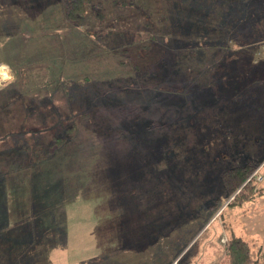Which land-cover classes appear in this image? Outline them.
I'll return each mask as SVG.
<instances>
[{
    "label": "rangeland",
    "instance_id": "obj_1",
    "mask_svg": "<svg viewBox=\"0 0 264 264\" xmlns=\"http://www.w3.org/2000/svg\"><path fill=\"white\" fill-rule=\"evenodd\" d=\"M60 1L0 0L15 93L0 111V264H231L235 236L264 264V0H90L70 24ZM62 64L69 92L51 97L41 78ZM162 113L182 130L153 126ZM251 153L261 174L229 205L221 175Z\"/></svg>",
    "mask_w": 264,
    "mask_h": 264
},
{
    "label": "trees",
    "instance_id": "obj_2",
    "mask_svg": "<svg viewBox=\"0 0 264 264\" xmlns=\"http://www.w3.org/2000/svg\"><path fill=\"white\" fill-rule=\"evenodd\" d=\"M35 3H36V1H35ZM60 3H61V8H60L61 12H60L59 16L62 17L66 23H68V24L79 23V22H83L86 20V17L88 15V9H87L88 7L87 6L90 3V0H61ZM33 4L34 3H31L30 5H33ZM120 5L122 7L127 8V9L134 8L137 11H141L140 12L141 15H143V13H144V12H142V7L144 8V6H145L143 3L134 4L133 2L130 3L129 1H122V4H120ZM99 15H96L97 21H101L103 19V15H101V16H99ZM146 23L150 24V19L146 20ZM220 35H221V33H220ZM120 36H123V35H120ZM126 36L127 35H125V37ZM151 40H153V42H157L154 39H151ZM105 47H106V49L110 48V51H111V53H113V55H118L116 57H122L123 55H126L127 50H121V52H119V51H117L119 49H116V46H114L112 48V46L105 45ZM36 56L37 57H45L43 50H39L37 52ZM66 60H67V57H66ZM41 61H43V60H41ZM63 64L61 66H59L58 69H55L54 67L50 66L48 72L45 74L46 76L41 78V80H43V86L46 87V90L49 91L48 94L51 97L54 96V94H56L57 92H61L63 94V96L68 95L69 90L67 89V87H68L66 85L67 83L62 82L63 79L65 80V78H67L66 77L67 76L66 75V69L64 68L65 66ZM65 65H66V62H65ZM138 71H137V73H138ZM20 74L21 73L15 69V75L17 78H20V76H18ZM79 75L74 74L72 77H68V79L69 80H76V81L81 82V83H83V82L88 83V82L96 79V77H94L93 75H90V76H87L86 74L81 75V76H84V78L78 77ZM99 77L100 76H98L97 78H99ZM24 78H26V77H24ZM146 78H145V80H147ZM37 80H39V79H37ZM12 83H13L12 81H6L0 85V109L2 108V110H0V111H3L4 109H6L10 103L9 102L10 97L15 96V93L13 91L14 89L12 88L10 90L8 88V86H10ZM38 86H40L39 83L35 84L34 82H31V81L27 82L25 84V87L28 88V91L35 90L36 88H38ZM70 95H71V93H70ZM99 98L100 97H98V99ZM83 99L85 100V98H83ZM81 100H82V98H81ZM221 100L223 102L224 99L222 98ZM95 101H96V99H95ZM116 102L113 103L109 100L105 101L107 106H111V107L112 106L114 107ZM225 102H223V104H225V105L219 106V109H215V110H216V112L219 111L218 112L219 117L220 116L223 118L232 117L233 111H231L232 109H230V108L228 109V107H227L228 102H226V103ZM129 108H132V107L129 106ZM70 112H71V108L69 109V113ZM50 115H51V113L48 114V116H50ZM55 115H56V113L54 114V116ZM168 115L169 114L164 115L162 113L160 115L158 122H156L157 124L154 123L155 125H153V126H158L157 128H159V127L170 128L171 127L173 129H176L177 131L182 130L180 124L177 123V122L181 121V119L178 117V115H180V113H178L177 116H175L176 114H173L172 117L169 116L170 118L167 117ZM137 116H146L147 117V114H141L140 112H138L136 116L129 115V116L125 117L124 115H122L121 120H123L124 123H127V121H130L132 117H137ZM60 118H62V117H60ZM67 118L70 119L67 116L65 119L60 120L59 127L61 128L60 129L61 132L58 134V138L55 139V141H57L58 143L63 142L64 138L67 137L66 135H69V134L72 135L74 132L73 130L75 129V127L67 126L64 123L67 120ZM217 119L221 120L219 118H217ZM221 121H223V120H221ZM140 122L146 123V122H149V119L143 118L140 120ZM54 127L57 128L56 126H54ZM51 129L54 130V128H51ZM30 132H29L30 134L33 133V131H30ZM52 134H54V133H52ZM62 135H64V136H62ZM38 152L40 153L39 150H38ZM241 154H243V153L236 154L237 157L235 159L239 160L238 156L239 155L241 156ZM247 159H248L247 163H245L243 165H238L235 167L234 166L229 167L228 169L224 170L222 175H221L220 181H221V184L223 186V189L226 192L228 198L230 197L229 205L235 204L237 201H239V199L242 197L241 194L245 195V198L248 197L247 191L248 190L253 191L252 188L255 186V183H257V177L252 176V175H253L254 171L261 165V162L255 160V158H253V153H251V156L248 157ZM242 160H246V158L242 157ZM258 174H261L260 170L258 171ZM242 201L246 202V200L243 198H242ZM117 239H118V237H117ZM227 249H228V253L230 256L231 264H251L252 263V259L250 256V248H249L247 242L245 240L241 239L240 237H236V236L233 237L230 240V243H229Z\"/></svg>",
    "mask_w": 264,
    "mask_h": 264
},
{
    "label": "built area",
    "instance_id": "obj_3",
    "mask_svg": "<svg viewBox=\"0 0 264 264\" xmlns=\"http://www.w3.org/2000/svg\"><path fill=\"white\" fill-rule=\"evenodd\" d=\"M10 79H11V74H10L9 67L7 65L1 64L0 65V85L3 84L6 81H9ZM259 170L260 169H258L256 171V173L253 174V176H256L257 177ZM260 179H262V177Z\"/></svg>",
    "mask_w": 264,
    "mask_h": 264
},
{
    "label": "crops",
    "instance_id": "obj_4",
    "mask_svg": "<svg viewBox=\"0 0 264 264\" xmlns=\"http://www.w3.org/2000/svg\"><path fill=\"white\" fill-rule=\"evenodd\" d=\"M66 237H67V235H66Z\"/></svg>",
    "mask_w": 264,
    "mask_h": 264
}]
</instances>
